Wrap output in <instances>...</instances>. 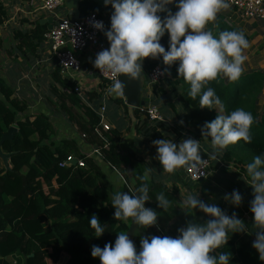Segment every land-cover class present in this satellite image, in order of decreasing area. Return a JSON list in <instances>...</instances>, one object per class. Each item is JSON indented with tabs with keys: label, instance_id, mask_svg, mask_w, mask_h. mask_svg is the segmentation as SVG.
I'll list each match as a JSON object with an SVG mask.
<instances>
[{
	"label": "trees",
	"instance_id": "1",
	"mask_svg": "<svg viewBox=\"0 0 264 264\" xmlns=\"http://www.w3.org/2000/svg\"><path fill=\"white\" fill-rule=\"evenodd\" d=\"M178 3L179 0H173L167 7L175 13ZM78 9L80 16L91 12L106 19L105 31L110 29L114 11L111 4L106 6L104 0H79ZM159 15L164 18L167 13ZM5 18L6 12L0 4V25ZM225 30L240 29L233 27L225 16L219 15L215 21L214 35L218 38L219 33ZM47 31L45 25L39 24V20L24 33L16 31L13 36L18 42L15 48L21 53H36ZM245 37L248 40L246 34ZM169 39L166 32L160 40L166 51L169 49ZM101 40L109 43L104 32ZM155 66L163 71L165 77L160 84L153 85L152 92L159 95L170 89L179 108L176 119L180 123L183 121L180 130L195 140L211 143L210 137H202L201 128L205 122L214 120L219 110L201 108L200 97L192 99L188 95L190 84L178 76V61L169 66L164 64L162 57L146 58L142 63L145 78ZM1 71L0 65V140L11 127L16 131L1 145V151L8 154L9 158L6 166L0 158V264H13L15 256L21 258L17 264H24L25 258L27 264H101L98 257L91 255L93 245L103 248L105 244L111 243L114 246L118 233H126L129 229L127 221L114 219L112 198L115 193L111 183L94 159L81 152L74 139H63L54 145L56 132L49 117L42 113L27 114L28 103L16 97ZM52 78V92L59 111L75 126L76 132L87 145L95 146L100 151L101 160L120 173L124 181L122 192L131 194L128 184H132L134 191L140 187L142 181L138 177L145 174L147 166L143 161H137L135 154H121L122 132L117 129L102 132L99 116L89 106V103L101 101L102 88L107 84L102 83L100 91L87 92V104L74 93L75 85L63 77L57 65L52 71ZM209 86L215 89L224 103L223 114L243 108L257 121L251 128V143L241 140L224 150L225 161L234 159L241 168H246L254 157L264 156V107L259 105L264 73L247 72L234 82L220 77L210 82ZM116 101L121 103L119 99ZM133 112L136 117L144 115L139 108L133 109ZM135 128L143 137L151 140L154 148V140L166 139L161 134L166 129L162 122L150 123L145 117L141 125ZM181 138L182 135L178 133L173 142L179 144ZM201 155L206 156L202 150ZM68 156L83 161L84 166L67 164L60 167V163ZM146 183L150 189V200L145 203V207L159 214L156 225L148 227L151 236L168 235L175 238L179 235L178 229L186 227L187 222H206L201 218L203 212L199 209L192 211L180 208L176 190L168 192L164 185L154 182L150 175ZM161 192L172 202L166 211L158 207L156 201V196ZM93 214L98 216L105 229L100 237L95 236V230L89 223ZM42 216L52 221L49 229L44 227ZM161 221L165 223L162 228L158 227ZM229 249L230 245L227 244L218 251L228 252ZM63 257L65 259L61 262Z\"/></svg>",
	"mask_w": 264,
	"mask_h": 264
},
{
	"label": "clouds",
	"instance_id": "2",
	"mask_svg": "<svg viewBox=\"0 0 264 264\" xmlns=\"http://www.w3.org/2000/svg\"><path fill=\"white\" fill-rule=\"evenodd\" d=\"M104 3L114 9L111 27L105 31L102 21L94 22L93 27L104 32L110 47L97 53L93 63L101 72L111 74L113 82L109 94L124 96L125 85L118 77L123 74L141 79L143 61L162 57L165 65L179 62L178 76L190 84L188 95L192 99L200 97L201 108L219 110L216 118L205 122L201 128L202 137L211 138L212 151L206 154L207 160L202 158L200 140L188 138L179 144L172 139L152 142L164 172L171 174L181 168L199 171V165L217 160L230 145L241 140L252 142L251 128L257 122L253 115L243 108L223 114L225 105L209 86L220 77L237 81L248 59L244 52L250 45L243 30L221 31L217 38L208 27L221 11L230 8L229 0H179L175 13L167 7L173 0H104ZM162 12L167 13L164 18L159 15ZM166 32L170 37L167 51L160 43ZM246 170L254 196L250 202L256 228L252 247L264 261V156L254 157ZM149 171L138 177L142 184L134 192H117L113 196L115 220L131 218L132 223L144 228L156 225L159 214L145 207L150 200L146 183ZM224 199L235 206L243 201L238 190L225 194ZM156 201L164 211L172 206L164 192L156 196ZM183 205L192 211L199 209L211 219L203 223L187 222L186 227L178 229L179 235L175 238L168 235L142 237L139 251L128 234L120 232L114 246L111 243L103 248L93 245L91 255L98 257L101 264H229L232 254L217 250L227 245L229 233L248 232L246 224L236 213L229 216L198 195H188ZM89 223L95 236L100 237L105 232L97 215L93 214Z\"/></svg>",
	"mask_w": 264,
	"mask_h": 264
},
{
	"label": "crops",
	"instance_id": "3",
	"mask_svg": "<svg viewBox=\"0 0 264 264\" xmlns=\"http://www.w3.org/2000/svg\"><path fill=\"white\" fill-rule=\"evenodd\" d=\"M19 3V6L22 10V13L27 17L25 20H20V26H27L23 29H18L16 31H20L22 33L26 32V30L33 28V23L39 20H48L50 18L55 21V15L59 18H74V12L68 10L65 7L58 9L54 14H48L45 12H41L39 16L32 17L29 19L27 16L29 12H32V8L30 6L29 0H14ZM0 4L4 8L6 12V18L0 26H3L7 18V7L0 0ZM79 6V3H78ZM26 13V14H25ZM37 14V13H34ZM225 16V19L235 28H239L243 30L246 34L249 42V48H247L244 54L248 57L244 64V73L251 71H261L264 73V19H247L240 20L232 9H227L221 11L218 16ZM106 21V19H105ZM41 25V24H40ZM46 27L47 25L44 24ZM41 25V26H44ZM208 27L213 31H215V22L208 25ZM13 33V36H14ZM14 38V37H13ZM15 40V39H14ZM18 42L15 40V46ZM108 47H110V44ZM44 44L43 42L41 43ZM45 45V44H44ZM40 46V49H41ZM46 46V45H45ZM43 47V46H42ZM47 51L48 47L46 46ZM16 49V48H15ZM39 49V51H40ZM17 50V49H16ZM97 53H99L96 49H89L84 52L78 54L79 61L81 63V69L75 73H67L63 75V77L67 78L72 82V85H78L82 90L83 96L80 98L88 104L87 98L85 94L88 92H94L100 90L99 87L102 85L101 81L96 76V67H94V60L96 58ZM17 54H22L17 50ZM49 54V53H48ZM23 55V54H22ZM25 56V55H24ZM15 57L16 54H15ZM1 65V64H0ZM56 67V64L53 65L52 70L50 69L49 74V93L50 95V104H40L37 101L34 106H29L31 102L26 98H20L17 94V86H14L16 82L11 81L9 77H3L5 82L15 91V95L19 100L26 101L28 103V110H34L31 114H39L42 113L49 117L51 122L55 127V137L53 138L54 145H57L60 140L63 139H74L81 152L89 157H92L95 163L100 167L102 173L106 177V179L111 183L114 193L122 192L124 181L121 179L120 173L111 167L109 164L103 162L100 156L93 154L95 146L87 145L82 139L81 135L78 134L75 130V126L68 122L67 117H65L64 113L59 111L56 106V99L52 92L53 78L52 71ZM2 68V66H1ZM3 69V68H2ZM81 71V72H80ZM80 72V73H79ZM141 79H137V83L139 86V92L137 94V100L139 102L138 107H129L124 104V96L116 97L115 95L109 94V88H102L103 94L106 93V99H102L99 101L97 107H93L91 103L89 105L94 109L99 108L101 105L106 106V112L104 115L105 122L111 127V130L117 129L122 132L123 138L121 139L120 148L121 154L123 156L128 155H138L143 161H146L145 165L147 166L145 169L149 170L150 163L152 164L150 171L153 176H151L153 181L156 183H160L167 188L168 192L172 190H176V198L180 208H184L183 201L188 197V195H198V198L203 200L206 203H214L219 206L222 210H224L229 216L233 213L237 214V217L241 219L246 224V231L248 232H237V233H229V240L227 242L230 245L231 258L229 264H264V261H261L259 258V253L256 249L252 247V244L256 238L255 231L256 228L253 225L254 216L250 211V202L254 199L253 189L249 185L250 177L247 175L246 168H241V165L235 162L234 159L231 161H225L224 150L219 154L217 160H211L210 167V175L206 180L202 182L192 183L190 182L188 185L184 182L183 178L185 177V168L177 169L174 173L164 172L163 166L161 165L159 159L157 158V148L152 147L151 140L142 136V133L137 132V126H140L141 123L145 120V116H135L133 109L145 108L147 105H154L160 109V113L162 116V123L164 124L165 130L161 131L162 136L166 139L174 140L177 134H181V141L188 138L194 139L191 135H187L186 132L180 130L181 123L176 119V114L179 113V108L177 106V99L172 95L170 89H167L165 93L156 95L152 92L153 85H149L146 83L145 75L141 74ZM131 78L129 77V80ZM98 80V82H97ZM59 87V86H58ZM62 89V88H61ZM120 100V104L116 101ZM148 100V102L146 101ZM112 102V104H110ZM143 102V105L140 103ZM108 103V104H107ZM261 107H264V88L262 90L261 101L259 102ZM53 106V107H52ZM95 111V110H94ZM96 112V111H95ZM179 142V143H180ZM201 150L207 154L212 151L211 143L202 140L200 141ZM143 157H147L149 161L144 160ZM154 164V165H153ZM158 176L156 177V173ZM218 173L225 183L221 185L214 181L213 183H209L212 174ZM233 190H238L243 197V201L239 206H235L231 204L229 201L224 199L225 194H231ZM250 190L249 195H245L247 191ZM182 208V209H183ZM201 218L203 221H207L211 219L207 214L202 213ZM127 224L129 226L132 223V219L129 218ZM161 228L165 225V223H160ZM141 227V228H140ZM159 227V226H158ZM141 229V230H140ZM148 229V227H147ZM142 237H151L148 234L147 230H144L142 226L136 225L133 233V242L136 243L138 249H140V241ZM219 250V249H218ZM217 250V251H218ZM215 254V253H213Z\"/></svg>",
	"mask_w": 264,
	"mask_h": 264
},
{
	"label": "built area",
	"instance_id": "4",
	"mask_svg": "<svg viewBox=\"0 0 264 264\" xmlns=\"http://www.w3.org/2000/svg\"><path fill=\"white\" fill-rule=\"evenodd\" d=\"M67 0H29L33 13L45 12L48 14H54L58 9L64 7ZM230 9L234 11L236 16L240 20L247 19H264V0H229ZM55 21H53V27L50 31L43 34V43L48 47V53L55 61V64L60 68L61 74L75 73L81 69V63L78 58V54L89 49H96L99 52L109 48L108 45L101 40L103 34L102 31L93 27V23L96 21H102L104 28L106 22L95 13H88L84 16L75 18H59L55 15ZM96 76L101 83L112 85V77L108 72H101L99 69L96 72ZM164 73L158 67L155 66L146 77V83L149 85L160 84L164 80ZM119 79V77H118ZM74 93L81 97L83 96L82 90L78 85L73 87ZM100 91V90H99ZM102 99H106V93H102ZM124 104L126 99L124 98ZM127 105V104H126ZM90 106V105H89ZM95 113L99 116V127L102 132H108L111 127L105 122L106 106L103 104L99 108H94ZM144 116L150 123L162 122V116L157 106L148 105L141 109ZM105 140V139H104ZM93 154L100 156V151L94 149ZM207 160V155L202 157ZM73 160H76L74 156H68L60 167H64L67 164H71ZM79 167L84 166V162L76 160V164ZM211 160L207 163L199 165V171L193 168H185V177L192 183L206 180L210 175ZM13 264H17L16 260H13Z\"/></svg>",
	"mask_w": 264,
	"mask_h": 264
},
{
	"label": "rangeland",
	"instance_id": "5",
	"mask_svg": "<svg viewBox=\"0 0 264 264\" xmlns=\"http://www.w3.org/2000/svg\"><path fill=\"white\" fill-rule=\"evenodd\" d=\"M2 2L7 7L8 21H6L3 26H0V64L3 68L1 71V75L4 76L5 78L9 77L12 83L16 82L14 86H17L18 89L17 94L19 95L20 98H26L27 100H29L31 102L29 106L30 105L34 106L36 101L40 104L49 105L51 94L49 93L48 76L50 74V69L52 70L53 65L55 64V61L48 54L47 48L44 44H42L43 47L41 46L40 51L38 50L36 53L35 52L29 53L27 51L22 53L23 55L17 54V50L15 49V40L13 38V33L15 30L23 29L27 27V26H20L19 24L20 20H25L27 17L22 13V10L18 2H15L14 0H2ZM40 13L41 12L34 14L32 12H29L27 16L29 17V19H31L32 17L39 16ZM15 54L17 57H15ZM107 87L110 88L111 86L110 85L105 86V88ZM146 101L148 102L147 99ZM110 104H112V102H110ZM92 106L97 107L98 102L95 101L92 102ZM32 112H34V110H28L27 114H31ZM135 158L137 161H143L142 159H140L141 157L138 156L137 154L135 155ZM143 159L147 160L148 158L143 157ZM143 162L146 163V161ZM151 166L152 164L150 163L149 170L151 169ZM155 173L157 177L158 173L156 171ZM148 174L150 176H153L151 171H149ZM218 176L221 177L218 173L212 174L209 183H213L214 181H217V183L223 185L225 182L222 179L218 178ZM183 180L187 185L190 183L187 181L186 177H184ZM127 188H129L131 193L134 192L132 184H128ZM249 193L250 190H248L247 193H245V195H249ZM42 220L44 223V227L46 229H49L50 226L52 225V221L47 219L45 216H42ZM158 226H160L161 228L160 224H158ZM144 230L148 231L147 228H144ZM20 259L21 258L19 256L13 257V260H17L18 263ZM64 259L65 257H63L61 262H63Z\"/></svg>",
	"mask_w": 264,
	"mask_h": 264
},
{
	"label": "water",
	"instance_id": "6",
	"mask_svg": "<svg viewBox=\"0 0 264 264\" xmlns=\"http://www.w3.org/2000/svg\"><path fill=\"white\" fill-rule=\"evenodd\" d=\"M78 3L79 0H67L64 4V7L67 8L68 10H71L74 12V18L77 19L80 16V12L78 9ZM40 24L47 25V30L50 31L53 27V19L50 18L48 20H40ZM119 79L121 80L122 83H124L125 88H124V97L126 99V104L129 107H138L139 106V102L137 100V94L139 92V86L137 83V79H130L129 77L126 75L121 74L119 76ZM144 103L141 102L140 105H143ZM16 131V129L14 127H11L8 132L6 134H4L0 140V158L3 161V164L6 166L8 164V158L9 155L8 154H4L1 151V145L5 140H8L12 137L13 133ZM73 165L76 164V160H73L72 162ZM202 182V180H201ZM136 227V224H131L129 226V229L127 230V234L129 236V238L133 241V233H134V229ZM24 264H27L26 262V258L24 259Z\"/></svg>",
	"mask_w": 264,
	"mask_h": 264
}]
</instances>
